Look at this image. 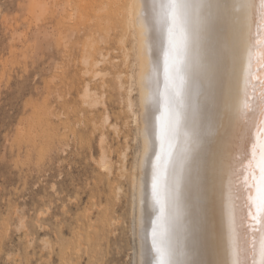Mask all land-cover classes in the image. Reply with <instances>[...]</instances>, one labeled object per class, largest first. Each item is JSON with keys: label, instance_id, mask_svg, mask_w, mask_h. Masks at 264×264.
Masks as SVG:
<instances>
[{"label": "rangeland", "instance_id": "374dc122", "mask_svg": "<svg viewBox=\"0 0 264 264\" xmlns=\"http://www.w3.org/2000/svg\"><path fill=\"white\" fill-rule=\"evenodd\" d=\"M126 15L125 0H0V264H138L141 140L111 70L137 71Z\"/></svg>", "mask_w": 264, "mask_h": 264}, {"label": "snow or ice", "instance_id": "6c2138e0", "mask_svg": "<svg viewBox=\"0 0 264 264\" xmlns=\"http://www.w3.org/2000/svg\"><path fill=\"white\" fill-rule=\"evenodd\" d=\"M137 17L171 89L153 117L142 264H264V0H141ZM218 200L226 258L212 260Z\"/></svg>", "mask_w": 264, "mask_h": 264}, {"label": "bare ground", "instance_id": "6f19581e", "mask_svg": "<svg viewBox=\"0 0 264 264\" xmlns=\"http://www.w3.org/2000/svg\"><path fill=\"white\" fill-rule=\"evenodd\" d=\"M125 1H126V11H127L126 17L128 16V18L126 19L127 27L130 30L131 36L135 40V47H136L135 61H136L137 71L135 74L131 73L130 76H128L130 77L129 78L130 80L125 84L124 75L126 74L121 68H118L116 62L112 64L111 70L114 75V80L116 81L118 89L120 91L125 92V99H126L125 103H127L128 109L133 114V121L135 123V127L137 130V137H139L138 139L141 140L140 143L141 149L140 151L138 150V154L136 155V162L132 170V186L134 191L136 192V193L134 192L135 194L133 195L134 198L133 203L136 207L137 238H138V248H139L137 258H138V264H142L143 257L140 254L141 233L143 226L147 223L143 213L144 184L146 179L145 172L148 166V158L151 155L152 147H153V139H152L153 117H155L156 123H159L161 117V109L164 107L165 102L170 98L171 89L168 86V80L165 76L162 66H157L155 72L153 70L154 64L156 63L154 57L157 52V47L154 45L152 38L154 25H150L146 20L137 17V15L139 14L141 0H125ZM105 21L110 22V20H105ZM103 56H104V60L102 62H104L107 58L106 55ZM162 59L163 57L161 56V60ZM88 60L89 59L83 57V61L85 65L88 64ZM93 64L97 65L98 62L96 64L95 63ZM89 71H87L86 73H88ZM96 72L94 71V73ZM97 75L99 74H96L95 75L96 77L95 76L94 77L97 78L98 77ZM86 82L87 81H85V83ZM201 84L202 87H205L206 81L202 80ZM83 89H85V92L83 90L84 104L92 105L98 103L99 100L97 97L98 93L96 92V90L91 88L90 82L86 83ZM135 91H137L138 94L136 100L133 99V95L135 94ZM203 101H204L203 96L197 98L198 103H203ZM137 107L139 109H136ZM109 119L110 117L106 115V117L104 118V122L108 123ZM250 119L254 120L255 117L250 116ZM181 139H183V137H181ZM101 141L103 143L104 140L102 139ZM101 145H103L101 146L102 154L97 164H99L100 168L103 171L112 174L113 166H112L111 158L109 156L107 149L105 148L106 146L104 144ZM147 179L150 182V171L148 173ZM226 195L227 192L225 190V197ZM222 204L223 202L219 200L217 201V205L213 216L212 233L209 240V244H210L209 258L212 260H223L226 258L224 254V248L227 237V223H226V217L223 212ZM149 231H150V226H149Z\"/></svg>", "mask_w": 264, "mask_h": 264}]
</instances>
